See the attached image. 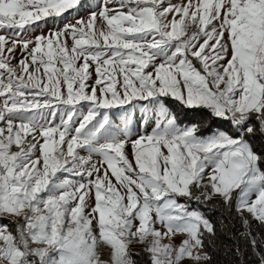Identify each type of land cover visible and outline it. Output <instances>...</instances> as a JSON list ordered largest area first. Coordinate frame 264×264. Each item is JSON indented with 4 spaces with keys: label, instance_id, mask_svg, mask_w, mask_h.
Instances as JSON below:
<instances>
[{
    "label": "snow or ice",
    "instance_id": "1",
    "mask_svg": "<svg viewBox=\"0 0 264 264\" xmlns=\"http://www.w3.org/2000/svg\"><path fill=\"white\" fill-rule=\"evenodd\" d=\"M242 247L264 264V0H0V264Z\"/></svg>",
    "mask_w": 264,
    "mask_h": 264
},
{
    "label": "rangeland",
    "instance_id": "2",
    "mask_svg": "<svg viewBox=\"0 0 264 264\" xmlns=\"http://www.w3.org/2000/svg\"><path fill=\"white\" fill-rule=\"evenodd\" d=\"M180 0H172V3H179ZM92 9H89V8H84L82 9L78 14H71L72 13V10L69 11V13H65L64 14V17L61 19L60 21V26L63 25V23L65 22H68V21H71V22H75V19H79L80 17H85L87 18V15L89 14V12L91 11ZM56 27V25L49 21L46 25H44L42 28L41 27H37L35 28V31H29L27 32L26 34H22L24 35V38H29V37H34L35 35H38L40 34L41 32L47 34L49 29H52ZM18 57H19V53L17 54ZM169 106L177 112L178 115H180L181 119H184L183 116V112L181 111L180 107L178 106L177 103L175 102H169Z\"/></svg>",
    "mask_w": 264,
    "mask_h": 264
},
{
    "label": "trees",
    "instance_id": "3",
    "mask_svg": "<svg viewBox=\"0 0 264 264\" xmlns=\"http://www.w3.org/2000/svg\"><path fill=\"white\" fill-rule=\"evenodd\" d=\"M204 115H207L206 113ZM182 122H185L184 119H181ZM211 215L216 218L219 216L218 212H213ZM237 227H239L237 223ZM242 250L244 251V255L242 257H236V256H230V257H224L220 256L218 259L222 262V264H258L257 256L254 254L253 249L246 248L244 249L242 247ZM264 251V249H262Z\"/></svg>",
    "mask_w": 264,
    "mask_h": 264
}]
</instances>
